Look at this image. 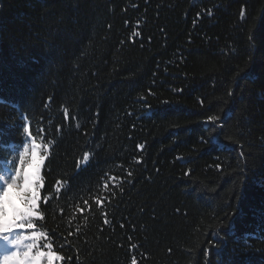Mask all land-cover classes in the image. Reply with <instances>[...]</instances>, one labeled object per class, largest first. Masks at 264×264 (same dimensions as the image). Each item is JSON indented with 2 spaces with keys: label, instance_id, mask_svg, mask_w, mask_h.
I'll list each match as a JSON object with an SVG mask.
<instances>
[{
  "label": "trees",
  "instance_id": "trees-1",
  "mask_svg": "<svg viewBox=\"0 0 264 264\" xmlns=\"http://www.w3.org/2000/svg\"><path fill=\"white\" fill-rule=\"evenodd\" d=\"M17 172L10 251L35 232L56 264H264V0H0Z\"/></svg>",
  "mask_w": 264,
  "mask_h": 264
},
{
  "label": "snow or ice",
  "instance_id": "snow-or-ice-1",
  "mask_svg": "<svg viewBox=\"0 0 264 264\" xmlns=\"http://www.w3.org/2000/svg\"><path fill=\"white\" fill-rule=\"evenodd\" d=\"M211 15V12L208 13ZM241 15H244V12H241ZM139 32L133 33V36H139ZM208 121L211 122L212 126H215V123L218 121V117L216 116H209ZM30 132H32L29 129ZM36 144V152L37 154L43 159V166L40 169L41 175L43 176V169L45 168V162L48 160V156H44V153L46 151L45 145H41L39 142L34 141ZM144 145L140 144L138 145V148L143 150ZM139 162V161H137ZM21 167L25 173L31 172L35 169V162L27 161L26 159L21 160ZM129 176H131V173H128ZM20 173L17 172V176L14 179L11 180H5V177L0 174V182L7 183V187L4 190L3 193V199L5 201V207L7 209V215L5 216V221L10 219L12 217L13 211L12 207H22V199L24 197V188L20 187L17 188V183L19 181ZM10 190H14V195L10 194ZM42 191V190H41ZM43 202L46 206V201L41 200L40 203ZM33 215H36V213H33ZM31 223V222H30ZM9 231L7 227L3 229V231H0V240H3L5 243H15L17 245L21 244V240L17 241H10L9 237L5 235V233ZM46 233H33L32 234V243L23 245V247H17L16 251H8L4 256V264H56V261L59 260L63 262L64 258L61 256L56 255L54 251H51L53 248V244H48L47 248L49 251H41L40 247L38 246V241L45 238ZM24 239V238H22ZM70 264V261L68 262Z\"/></svg>",
  "mask_w": 264,
  "mask_h": 264
},
{
  "label": "rangeland",
  "instance_id": "rangeland-1",
  "mask_svg": "<svg viewBox=\"0 0 264 264\" xmlns=\"http://www.w3.org/2000/svg\"><path fill=\"white\" fill-rule=\"evenodd\" d=\"M11 223H12V217L8 219L7 221H5V217L3 216V218H1V221H0V226H2V228H5V227H8ZM0 264L2 263L0 262Z\"/></svg>",
  "mask_w": 264,
  "mask_h": 264
}]
</instances>
